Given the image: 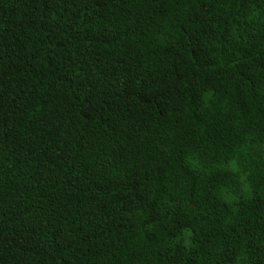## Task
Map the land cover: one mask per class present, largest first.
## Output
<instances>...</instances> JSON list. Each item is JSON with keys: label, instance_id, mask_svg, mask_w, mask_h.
Here are the masks:
<instances>
[{"label": "trees", "instance_id": "16d2710c", "mask_svg": "<svg viewBox=\"0 0 264 264\" xmlns=\"http://www.w3.org/2000/svg\"><path fill=\"white\" fill-rule=\"evenodd\" d=\"M0 264H264V0H0Z\"/></svg>", "mask_w": 264, "mask_h": 264}]
</instances>
